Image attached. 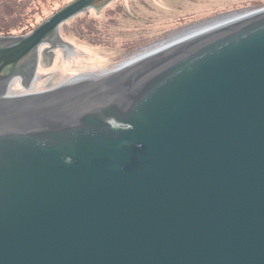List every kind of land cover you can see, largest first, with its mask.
Segmentation results:
<instances>
[{
    "label": "water",
    "instance_id": "95a60500",
    "mask_svg": "<svg viewBox=\"0 0 264 264\" xmlns=\"http://www.w3.org/2000/svg\"><path fill=\"white\" fill-rule=\"evenodd\" d=\"M0 37V264H264V7L101 59Z\"/></svg>",
    "mask_w": 264,
    "mask_h": 264
},
{
    "label": "rangeland",
    "instance_id": "374dc122",
    "mask_svg": "<svg viewBox=\"0 0 264 264\" xmlns=\"http://www.w3.org/2000/svg\"><path fill=\"white\" fill-rule=\"evenodd\" d=\"M26 1L35 11L34 25L74 0ZM259 7H264V0H114L99 12L89 10L67 21L59 34L85 54L107 59Z\"/></svg>",
    "mask_w": 264,
    "mask_h": 264
},
{
    "label": "trees",
    "instance_id": "16d2710c",
    "mask_svg": "<svg viewBox=\"0 0 264 264\" xmlns=\"http://www.w3.org/2000/svg\"><path fill=\"white\" fill-rule=\"evenodd\" d=\"M34 12L29 10L26 0H0V37H19L29 34L43 22L31 25ZM131 49L127 48L126 52H130Z\"/></svg>",
    "mask_w": 264,
    "mask_h": 264
},
{
    "label": "bare ground",
    "instance_id": "6f19581e",
    "mask_svg": "<svg viewBox=\"0 0 264 264\" xmlns=\"http://www.w3.org/2000/svg\"><path fill=\"white\" fill-rule=\"evenodd\" d=\"M226 17H227V16H226ZM224 18H225V17H224ZM221 19H223V18H221ZM219 20H220V19H219ZM216 21H218V20H216ZM213 22H215V21H213ZM213 22H210V23H213ZM210 23H208V24H210ZM208 24H206V25H208ZM203 26H205V25H203ZM203 26H197V27L191 28V29H189V30L183 31V32L179 33L178 35H176V36H174V37H178V36H181V35H183V34L189 33V32H191V31L196 30V29H198V28H200V27H203ZM174 37H172V38H174Z\"/></svg>",
    "mask_w": 264,
    "mask_h": 264
}]
</instances>
